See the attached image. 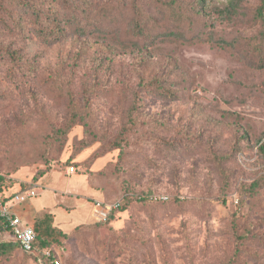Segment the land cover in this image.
I'll use <instances>...</instances> for the list:
<instances>
[{
	"label": "rangeland",
	"instance_id": "obj_1",
	"mask_svg": "<svg viewBox=\"0 0 264 264\" xmlns=\"http://www.w3.org/2000/svg\"><path fill=\"white\" fill-rule=\"evenodd\" d=\"M40 3L15 61L0 0V195L38 193L14 212L55 214L61 264H264V0Z\"/></svg>",
	"mask_w": 264,
	"mask_h": 264
},
{
	"label": "trees",
	"instance_id": "obj_2",
	"mask_svg": "<svg viewBox=\"0 0 264 264\" xmlns=\"http://www.w3.org/2000/svg\"><path fill=\"white\" fill-rule=\"evenodd\" d=\"M41 1L42 0H2L1 6H3L5 2L6 4L13 2H15V4L17 3L12 10L8 11V19L1 18L3 24L9 30L7 36H11L13 38V40H11L4 47V50L5 53L15 61H21L23 59V45H20V43L26 37V19L28 16H33L41 12ZM67 1L73 3L75 6L77 4V0H66V2ZM198 1L200 4L204 5L207 0ZM63 28L64 27L57 24L50 33H47L46 31H43L44 29L40 28V36L47 38L50 44L58 42L62 40V37L65 35ZM3 196L4 194H2V197ZM54 215L55 214L53 212H46L42 217H38L34 224H32L36 232V239L34 241L35 253L29 254L35 255L40 264H48L49 262L51 264H55L56 258L50 249V245L54 240L57 239L58 235H66V233L60 227L54 225ZM12 245H17L23 252L28 253L24 251L21 246L13 239H6L3 236L0 238V251L5 252L9 250ZM46 251H49L50 255H47Z\"/></svg>",
	"mask_w": 264,
	"mask_h": 264
},
{
	"label": "built area",
	"instance_id": "obj_3",
	"mask_svg": "<svg viewBox=\"0 0 264 264\" xmlns=\"http://www.w3.org/2000/svg\"><path fill=\"white\" fill-rule=\"evenodd\" d=\"M37 194L36 189L32 187L18 191L12 196L4 195L2 197L0 195V238L3 236L6 239H13L28 253H35L36 232L33 225L26 223L22 217L14 212L13 208L18 203L34 198ZM114 207L115 205L96 201L93 206V216L99 213L100 218L102 215L106 217L107 213ZM46 254L50 255V252L46 251ZM55 264H60L59 259H55Z\"/></svg>",
	"mask_w": 264,
	"mask_h": 264
}]
</instances>
